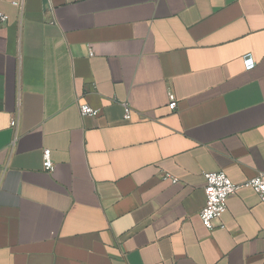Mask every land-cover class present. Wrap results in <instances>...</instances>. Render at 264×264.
I'll list each match as a JSON object with an SVG mask.
<instances>
[{"label":"crops","instance_id":"1","mask_svg":"<svg viewBox=\"0 0 264 264\" xmlns=\"http://www.w3.org/2000/svg\"><path fill=\"white\" fill-rule=\"evenodd\" d=\"M0 12V264H264L250 187L227 199L224 229L199 219L204 173L264 175V0Z\"/></svg>","mask_w":264,"mask_h":264},{"label":"built area","instance_id":"2","mask_svg":"<svg viewBox=\"0 0 264 264\" xmlns=\"http://www.w3.org/2000/svg\"><path fill=\"white\" fill-rule=\"evenodd\" d=\"M1 1V0H0ZM14 7H20L19 2H13ZM9 17L0 12V28L4 27L8 23ZM168 108L171 111L176 109L175 97L171 94L169 95ZM79 114L81 117H95L99 114L98 110H94L88 105H79ZM125 119H130V110L125 106ZM17 120L11 121V127H16ZM54 168L51 152L49 150H44L42 152V169L45 172H52ZM205 180L204 195L205 203L201 211L199 212V219L203 227L207 230H213L216 227L224 229L223 224H216L226 211V201L227 199L234 195L242 187H250L259 197L260 201L264 203V175L258 174L244 185H236L231 182V180L222 172H211L204 173ZM170 179V177H166ZM173 183L176 182L175 179H171Z\"/></svg>","mask_w":264,"mask_h":264},{"label":"water","instance_id":"3","mask_svg":"<svg viewBox=\"0 0 264 264\" xmlns=\"http://www.w3.org/2000/svg\"><path fill=\"white\" fill-rule=\"evenodd\" d=\"M44 4L46 5V0H43Z\"/></svg>","mask_w":264,"mask_h":264}]
</instances>
